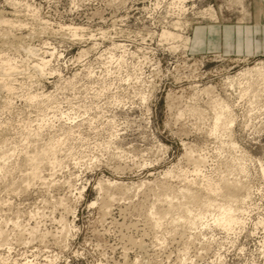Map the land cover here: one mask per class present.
Masks as SVG:
<instances>
[{
	"label": "rangeland",
	"instance_id": "obj_1",
	"mask_svg": "<svg viewBox=\"0 0 264 264\" xmlns=\"http://www.w3.org/2000/svg\"><path fill=\"white\" fill-rule=\"evenodd\" d=\"M0 59V264H264V85L230 81L264 0H0Z\"/></svg>",
	"mask_w": 264,
	"mask_h": 264
},
{
	"label": "bare ground",
	"instance_id": "obj_2",
	"mask_svg": "<svg viewBox=\"0 0 264 264\" xmlns=\"http://www.w3.org/2000/svg\"><path fill=\"white\" fill-rule=\"evenodd\" d=\"M184 2V1H183ZM183 8V7H182ZM184 9V8H183ZM211 10V9H210ZM206 11V10H205ZM211 12V11H210ZM201 13V12H200ZM198 14V13H197ZM202 14V13H201ZM205 14V13H204ZM214 15V14H213ZM213 17V16H212ZM186 23H188V22H186ZM186 26V25H185ZM186 29V28H185ZM163 34V36H174L175 34L174 33H172L171 31H166V32H164V33H162ZM178 37V36H177ZM180 37V36H179ZM187 42L189 41V40H186ZM186 42V43H187ZM178 48V47H177ZM30 51H31V53L34 51V50H31L30 49ZM39 52V51H38ZM38 56V55H37ZM41 56V55H40ZM2 59V58H1ZM0 59V72H2L4 75L3 76H6L7 78L10 76V75H13V71L15 70V66H14V64L11 62V61H8L7 63H3L4 61H2ZM40 60V59H39ZM48 60H47V57L45 58L44 56H43V58L41 57V60L40 61H37V63H35L34 65H35V69L37 70V71H39V72H41L43 69H44V67L48 64ZM34 67V66H33ZM15 72V71H14ZM1 74V73H0ZM1 77V76H0ZM11 77V76H10ZM10 77H9V79H10ZM230 77V76H229ZM4 78V77H3ZM6 78V79H7ZM255 78H257L258 80L260 79L261 80V84L262 85H264V62L263 61H260V62H258V63H256L255 64V66L254 67H251V68H247V69H244V70H242L241 71V73H239L238 75H236L235 77H232V78H230V81L232 82V86H233V88H234V86H235V88L237 87L238 88V93H239V95L241 96V98H242V96L243 95H245V94H248V93H251L254 89H255ZM5 79V78H4ZM3 79V83H2V86L5 88H9V86H10V83L9 82H6L5 80ZM231 79H233V80H231ZM258 80H256V82L258 81ZM1 81V80H0ZM230 82V83H231ZM259 82V81H258ZM257 82V83H258ZM255 83V84H254ZM258 84H260V82L258 83ZM231 85V84H230ZM262 85H260L261 87H262ZM257 86V85H256ZM259 86V85H258ZM260 86H259V89H260ZM230 87V86H229ZM254 87V88H253ZM209 88V87H208ZM234 88V89H235ZM258 88V87H257ZM258 89V90H259ZM262 89V88H261ZM260 89V90H261ZM263 91H264V87H263ZM254 92V91H253ZM257 94H255V96H256ZM251 96H252V93H251ZM254 95H253V97H255ZM252 97V98H253ZM221 101H222V99H221ZM226 101H228V100H226ZM230 103V102H229ZM229 103L228 102H225V101H222V103H220L221 104V112H219V113H217L216 114V116H215V121H214V123H215V127H214V129L215 130H217L218 128H219V126H220V121H221V119H222V116L223 115H225V114H228V111L230 110V108H229ZM219 107H220V105H219ZM231 107V106H230ZM231 111V110H230ZM233 113V112H232ZM231 113V114H232ZM229 121L230 122H232V119L231 118H229ZM233 123V122H232ZM232 126V125H231ZM218 131V130H217ZM196 161V160H195ZM198 161V160H197ZM262 173H263V176H264V167H263V169H262ZM230 186L232 187V186H234L235 188L237 187V184H234L233 183V185L232 184H230L229 185V183H227V187H229L230 188ZM233 187V189H235ZM226 196H228V197H230V199L231 198H234L235 196H233V194H232V191L231 192H229V193H227V195ZM170 206H171V204H170ZM220 211H221V216L220 217H218L217 219H216V217H214V219H212V223H217L218 222V224H222V225H225V226H229L230 228H231V226H232V224H235V225H240V223L242 222V217H239L238 215H237V209L232 205V204H228V205H226V206H221L220 207ZM242 213L243 212H245V211H241Z\"/></svg>",
	"mask_w": 264,
	"mask_h": 264
},
{
	"label": "crops",
	"instance_id": "obj_3",
	"mask_svg": "<svg viewBox=\"0 0 264 264\" xmlns=\"http://www.w3.org/2000/svg\"><path fill=\"white\" fill-rule=\"evenodd\" d=\"M257 30L260 29V28H256Z\"/></svg>",
	"mask_w": 264,
	"mask_h": 264
}]
</instances>
